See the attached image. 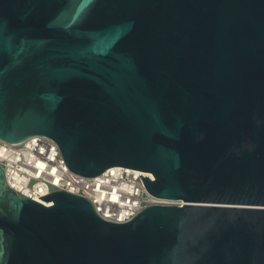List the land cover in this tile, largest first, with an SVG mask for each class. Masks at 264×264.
I'll return each instance as SVG.
<instances>
[{
    "label": "water",
    "instance_id": "obj_1",
    "mask_svg": "<svg viewBox=\"0 0 264 264\" xmlns=\"http://www.w3.org/2000/svg\"><path fill=\"white\" fill-rule=\"evenodd\" d=\"M156 197L102 219L0 165V264H264V0H0V139Z\"/></svg>",
    "mask_w": 264,
    "mask_h": 264
},
{
    "label": "built area",
    "instance_id": "obj_2",
    "mask_svg": "<svg viewBox=\"0 0 264 264\" xmlns=\"http://www.w3.org/2000/svg\"><path fill=\"white\" fill-rule=\"evenodd\" d=\"M0 165L9 186L19 195L51 205L38 196L66 191L86 198L102 219L111 222H127L149 205L183 204L150 194L139 176L153 180L149 171L114 166L96 176L80 175L68 169L58 144L41 134L17 143L0 139Z\"/></svg>",
    "mask_w": 264,
    "mask_h": 264
}]
</instances>
